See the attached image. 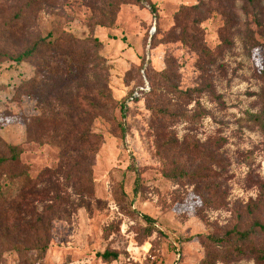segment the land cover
I'll return each mask as SVG.
<instances>
[{"label": "rangeland", "instance_id": "obj_1", "mask_svg": "<svg viewBox=\"0 0 264 264\" xmlns=\"http://www.w3.org/2000/svg\"><path fill=\"white\" fill-rule=\"evenodd\" d=\"M45 2L35 12V35L66 30L98 38L105 65L71 88L68 122L66 104L18 89L34 75L33 64L0 62V140L20 146L14 173L23 170L34 181L28 204L49 217L41 231L47 250L36 264H201L205 250L197 235L221 234L238 216L246 224L264 220V79L258 73L264 30L255 23L264 25V0H149L154 12L137 0ZM198 2L201 11L179 13ZM24 4L0 0V13L10 16ZM194 18L210 55L181 41L183 33L191 35ZM223 39L231 45L221 51ZM67 131L73 144L64 152L54 142ZM84 132L82 143L77 137ZM0 154L6 153L0 148ZM175 168L212 179L164 176ZM86 171L93 192L81 197L66 175ZM0 182L5 187L9 173L0 172ZM210 188L208 198L220 197L219 207L201 199ZM253 206L258 210L247 214ZM7 237L0 239L2 263L18 264ZM33 239L29 234L24 246ZM104 251L117 257L106 261L98 255Z\"/></svg>", "mask_w": 264, "mask_h": 264}, {"label": "trees", "instance_id": "obj_2", "mask_svg": "<svg viewBox=\"0 0 264 264\" xmlns=\"http://www.w3.org/2000/svg\"><path fill=\"white\" fill-rule=\"evenodd\" d=\"M137 1L149 2V0ZM45 3V0H25L23 7L12 15L6 17L0 13V62L12 61L33 64L34 75L22 81L18 89L21 88L27 95L39 98V100L45 101L53 98L59 104H66L67 111L64 112L63 117L69 122L72 114L68 110L73 107L74 102L70 96L71 88L75 84H81L83 78L89 73L99 72L104 68L105 60L99 53L102 43L95 37L78 38L66 30L35 35L37 31L35 12H37V7H42L41 5H45ZM149 5L154 12V6L150 2ZM203 6V2L191 6H182L179 13L183 15L197 13L201 11ZM0 11L4 10L0 8ZM197 22L198 19L194 18L191 35L183 33L181 41L194 51L205 52L210 55L211 52L202 47ZM255 23L259 32L264 30V25ZM252 42L254 39L250 36L249 43ZM230 45L229 40L223 39L217 49L222 51L229 48ZM258 73L264 79V69L262 68ZM161 75L166 76V71L161 72ZM175 91L180 94V97L187 95V92H181L177 88ZM194 91L199 92L198 89H194ZM128 99L129 97L122 101L123 113H125ZM163 115L164 117L168 116L166 112H163ZM250 117L256 118L257 115L250 114ZM88 135V132H84L77 138L84 143L88 140ZM121 138L125 140L124 128H121ZM72 141L73 137L67 131L56 137L54 144L59 145L62 151L66 152L73 144ZM0 148L6 153L0 154V172L9 173L10 177V182L5 187L0 182V231H4L5 235L9 236L8 241H12L13 249L19 257L18 264H36V260L43 258L47 250V240L43 238L41 231L45 229L49 217L46 215V211L34 212L28 204V196L31 195L34 181L23 170L14 173V169L20 163V146L10 145L0 140ZM132 167L136 170L135 166ZM195 173L175 168L165 172L164 176L174 181L212 179L207 175H205L207 177H201ZM139 178L137 173L133 189L134 196L140 188ZM66 179L72 182L77 195L81 197L92 195L90 171L80 172L75 176L66 175ZM211 191L210 188L205 194H201V199L207 207H219L221 198L217 196L213 200L208 198ZM256 210H258V206L246 207V212L249 215ZM130 212L139 215L149 226L154 223V220L148 215L140 214L134 210H130ZM13 222L15 223L13 224ZM13 233L15 235L10 237ZM29 234H32L34 239L29 246H24ZM7 236L0 238L2 243L7 241ZM197 238L205 250L201 264H217L218 262L230 264L241 259H252L254 264H264V220H254L252 223L246 224L244 217L238 216V222L223 233L199 234ZM98 255L106 261L117 257L115 252L109 251H104ZM2 257L0 253V264H3Z\"/></svg>", "mask_w": 264, "mask_h": 264}]
</instances>
